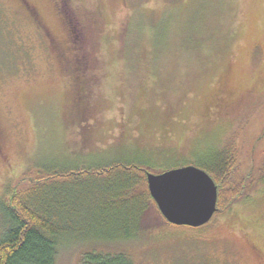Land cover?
<instances>
[{"label": "rangeland", "instance_id": "374dc122", "mask_svg": "<svg viewBox=\"0 0 264 264\" xmlns=\"http://www.w3.org/2000/svg\"><path fill=\"white\" fill-rule=\"evenodd\" d=\"M26 2L31 15L0 0V199L43 165L161 175L227 144L247 184L204 227L155 214L159 225L130 242L66 240L56 264L91 252L135 264H264V0ZM74 57L78 72L66 67Z\"/></svg>", "mask_w": 264, "mask_h": 264}, {"label": "trees", "instance_id": "16d2710c", "mask_svg": "<svg viewBox=\"0 0 264 264\" xmlns=\"http://www.w3.org/2000/svg\"><path fill=\"white\" fill-rule=\"evenodd\" d=\"M64 14L71 39L81 49L83 32L69 11ZM66 62L67 68L78 72L82 60L74 57ZM236 163L237 149L227 144L196 165L214 180L220 209L229 211L246 193V182L234 176ZM148 172L123 169L120 164L91 170L43 165L27 171L0 199V264H56L68 239L126 243L157 227L155 214H162L151 197ZM82 260L83 264H135L122 253H85Z\"/></svg>", "mask_w": 264, "mask_h": 264}, {"label": "water", "instance_id": "95a60500", "mask_svg": "<svg viewBox=\"0 0 264 264\" xmlns=\"http://www.w3.org/2000/svg\"><path fill=\"white\" fill-rule=\"evenodd\" d=\"M147 181L151 197L171 225L201 228L218 211V188L212 177L196 166L148 174Z\"/></svg>", "mask_w": 264, "mask_h": 264}, {"label": "flooded vegetation", "instance_id": "af4514ba", "mask_svg": "<svg viewBox=\"0 0 264 264\" xmlns=\"http://www.w3.org/2000/svg\"><path fill=\"white\" fill-rule=\"evenodd\" d=\"M21 4L23 5V7L25 8V10H27V12L31 15L33 14L32 11L33 9L29 6V4L26 2V0H20Z\"/></svg>", "mask_w": 264, "mask_h": 264}]
</instances>
